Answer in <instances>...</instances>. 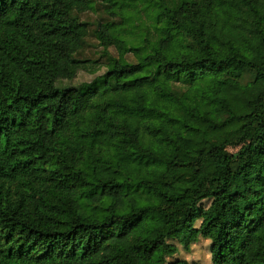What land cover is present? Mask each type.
I'll return each instance as SVG.
<instances>
[{"label":"trees","instance_id":"obj_1","mask_svg":"<svg viewBox=\"0 0 264 264\" xmlns=\"http://www.w3.org/2000/svg\"><path fill=\"white\" fill-rule=\"evenodd\" d=\"M259 78L264 0H0V264H264Z\"/></svg>","mask_w":264,"mask_h":264},{"label":"rangeland","instance_id":"obj_2","mask_svg":"<svg viewBox=\"0 0 264 264\" xmlns=\"http://www.w3.org/2000/svg\"><path fill=\"white\" fill-rule=\"evenodd\" d=\"M83 78L84 77L82 76L80 78L78 77L76 82H83ZM263 82L264 80L259 78L257 84L247 90V95L250 99H256L257 92ZM163 90L164 87L160 82H147L135 86L130 91L117 92L111 96V100L117 102L118 105L115 110L118 114H145L148 116L161 114L166 118H187L188 109L185 103H179L173 111H169L166 108L162 101ZM91 105L92 104L89 100L85 98L78 100L73 114L68 119L62 121V126L72 125L74 123V117L78 116L81 111ZM98 116L103 122L107 123L108 115L105 111L98 110ZM159 148L160 153L154 163L142 165L141 172L145 173L148 171V178L163 183L171 174L166 169V161L172 156L173 151L165 142L162 141L159 142ZM234 150H236L235 147L230 148V151Z\"/></svg>","mask_w":264,"mask_h":264}]
</instances>
